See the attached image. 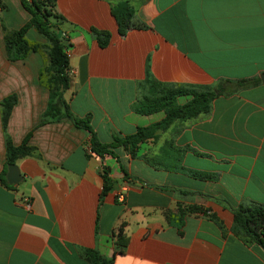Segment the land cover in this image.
<instances>
[{
	"label": "crops",
	"instance_id": "0c3cea01",
	"mask_svg": "<svg viewBox=\"0 0 264 264\" xmlns=\"http://www.w3.org/2000/svg\"><path fill=\"white\" fill-rule=\"evenodd\" d=\"M122 1L131 14L119 33L112 8ZM54 10L69 42L63 97L75 116L89 114L102 142L161 117L136 109L152 83L201 88L264 73V0H54ZM28 16L20 0H0V99L15 96L5 132L14 145L28 134L31 146L14 160L21 178L7 182L0 119V264H87L78 247L111 264H264L261 246L229 230L231 213L217 201L264 204V80L214 96L207 112L157 129L133 155L115 144L116 157H102L112 183L99 202L101 160L89 132L66 116L38 123L48 95L38 76L44 49L6 56L3 29ZM91 27L109 33L104 45ZM24 36L45 42L32 26ZM176 202L216 219L175 213ZM119 222L126 242L114 252Z\"/></svg>",
	"mask_w": 264,
	"mask_h": 264
},
{
	"label": "trees",
	"instance_id": "16d2710c",
	"mask_svg": "<svg viewBox=\"0 0 264 264\" xmlns=\"http://www.w3.org/2000/svg\"><path fill=\"white\" fill-rule=\"evenodd\" d=\"M22 6L27 10L28 19L17 28L3 29V44L6 56L10 59L22 58L29 50L44 49L47 64L38 71L39 79L48 89L47 101L44 109L40 113L38 123L57 119L62 116L68 117L73 124L85 128L89 132L87 140L88 148L101 160L99 164L101 175V187L98 194L100 202L104 194L110 189L112 178L109 176V167L102 162L104 154H110L116 157L111 147L120 144L129 154L133 155L138 143L155 136L157 129L165 128L175 119H185L196 116L198 113L207 112L210 108L211 100L219 94H230L241 87L255 84L259 81L258 76L241 77L237 79H217L209 87H189L183 85H165L155 84L154 89L149 94H144L136 104L137 111L141 113H150L160 111L161 117L155 121L144 125H137L135 129L121 137H115L110 142L100 141L93 131L89 114L75 116L69 110L66 100L63 97V91L68 86L70 77L67 73L68 56L65 53L69 42L60 32L61 16L54 10V0H20ZM113 15L117 22V32L122 33L129 25L131 9L125 1L118 3L112 8ZM32 26L44 39L45 42L28 40L25 36V30ZM98 43L104 45L108 39L109 33L106 30L91 27ZM15 101L14 94H8L0 99V119L4 130V148L5 162L2 169L4 174L6 163L25 155L31 149V146L25 141L26 134L17 145L11 143L5 132L7 116L11 105ZM123 170L124 176L127 172ZM193 174L201 178L210 177L211 174L205 171H195ZM3 182L4 179H2ZM217 201L228 208L231 213V223L229 230L237 236L243 243H257L264 251V204L249 201L246 203H233L226 198H217ZM202 211L211 218L216 219L215 215L206 211L195 204L182 205L175 203L174 212L182 214L183 212ZM167 210L165 215L168 216ZM112 242L117 246L113 251L119 252L126 242V236L123 231V222H119L111 231ZM78 253L83 257L87 264H111L112 256L100 253L94 247H78Z\"/></svg>",
	"mask_w": 264,
	"mask_h": 264
},
{
	"label": "water",
	"instance_id": "95a60500",
	"mask_svg": "<svg viewBox=\"0 0 264 264\" xmlns=\"http://www.w3.org/2000/svg\"><path fill=\"white\" fill-rule=\"evenodd\" d=\"M260 80H264V73L259 74ZM5 179L9 183H15L21 178L19 168L15 162L6 163Z\"/></svg>",
	"mask_w": 264,
	"mask_h": 264
},
{
	"label": "built area",
	"instance_id": "2783aa9c",
	"mask_svg": "<svg viewBox=\"0 0 264 264\" xmlns=\"http://www.w3.org/2000/svg\"><path fill=\"white\" fill-rule=\"evenodd\" d=\"M65 53H66V55L68 56L69 53H68L67 50H65ZM66 71H67V73L69 74L70 70H69L68 68H67ZM117 196L121 198V194H120V193H118Z\"/></svg>",
	"mask_w": 264,
	"mask_h": 264
},
{
	"label": "rangeland",
	"instance_id": "374dc122",
	"mask_svg": "<svg viewBox=\"0 0 264 264\" xmlns=\"http://www.w3.org/2000/svg\"><path fill=\"white\" fill-rule=\"evenodd\" d=\"M154 86H155V84H151V87H152L151 89H152V90L154 89Z\"/></svg>",
	"mask_w": 264,
	"mask_h": 264
}]
</instances>
